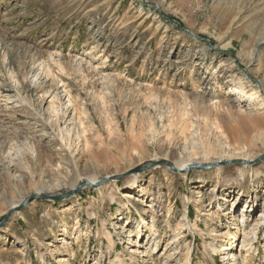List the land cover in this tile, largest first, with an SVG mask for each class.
<instances>
[{
  "label": "rangeland",
  "instance_id": "obj_1",
  "mask_svg": "<svg viewBox=\"0 0 264 264\" xmlns=\"http://www.w3.org/2000/svg\"><path fill=\"white\" fill-rule=\"evenodd\" d=\"M263 41L264 0H0V224L109 179L0 264H264Z\"/></svg>",
  "mask_w": 264,
  "mask_h": 264
},
{
  "label": "water",
  "instance_id": "obj_2",
  "mask_svg": "<svg viewBox=\"0 0 264 264\" xmlns=\"http://www.w3.org/2000/svg\"><path fill=\"white\" fill-rule=\"evenodd\" d=\"M259 161V160H258ZM167 163V162H166ZM237 163H245L244 161H226L225 164L224 163H221V165H227V164H237ZM253 163V162H252ZM215 166V165H214ZM214 166H202V165H197L195 166L196 168H201V169H204V170H211ZM145 168H148V167H145ZM144 168V169H145ZM142 168H138L136 171H140ZM109 179H104L102 180L97 186H93V184L89 183V182H85L84 184H81L77 189L71 191L70 193L64 195V196H51V197H47V196H38V195H34L32 196L31 198L28 199V201L23 204L22 206L18 207V208H14L12 209L7 215L6 217L4 218V220L2 221V223L0 224V229L3 228L9 221L11 215L15 212H18L19 210L23 209L24 207H26L27 205H29L31 202H33L34 200L36 199H45V200H51V201H63V200H67L68 197H72V196H75L79 190L85 185V186H88V187H91V188H96V187H100L103 183L107 182Z\"/></svg>",
  "mask_w": 264,
  "mask_h": 264
},
{
  "label": "bare ground",
  "instance_id": "obj_3",
  "mask_svg": "<svg viewBox=\"0 0 264 264\" xmlns=\"http://www.w3.org/2000/svg\"><path fill=\"white\" fill-rule=\"evenodd\" d=\"M262 44H264V41H263V43ZM253 96V95H252ZM247 98V97H246ZM241 161H243V160H241ZM253 161H255V160H251V161H247V160H245L244 162V164H247V165H251V163L253 162ZM221 163H222V161L221 162H218V163H215V166H218V165H221ZM189 164L190 163H176V166L178 167L177 168V170L178 171H182V170H185L186 172L189 170V168L191 167V166H189ZM187 166H189V167H187ZM260 171H257L256 172V176L257 177H259V175L262 173V172H260ZM245 176V173L240 169V171H239V178L238 179H236V180H233V179H226L225 181H226V183L228 182V184L230 183H237V182H239L243 177ZM105 179H107V178H105ZM135 182V181H134ZM89 183H91V184H93V186H95V185H98L97 184V180L96 179H91L90 180V182ZM133 193H131V194H129V197L130 198H133V197H135L134 195H132ZM36 195H38V196H47V197H51L52 195H47V194H36ZM253 199V198H252ZM20 207V206H19ZM14 208H18V207H13L12 209H14ZM11 209V210H12ZM202 212V211H201ZM262 214V213H261ZM264 218V214H262V215H260V220L261 219H263ZM246 219V222H248V220H249V218H245ZM143 231V230H142ZM243 249V248H242ZM235 257V256H234ZM231 258H233V257H231ZM229 259H230V257H229ZM62 261H64L63 259H62ZM61 262V261H60ZM65 262V261H64Z\"/></svg>",
  "mask_w": 264,
  "mask_h": 264
}]
</instances>
